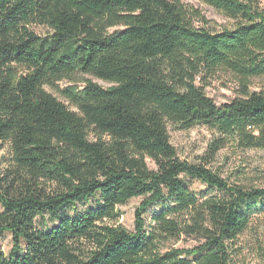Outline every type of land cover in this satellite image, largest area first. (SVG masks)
<instances>
[{
	"label": "trees",
	"instance_id": "1",
	"mask_svg": "<svg viewBox=\"0 0 264 264\" xmlns=\"http://www.w3.org/2000/svg\"><path fill=\"white\" fill-rule=\"evenodd\" d=\"M203 1L234 27L196 25L181 0H0V264H234L264 187L181 159L168 126H207L214 152L264 149V3ZM220 72L239 85L221 105L206 92ZM77 75L113 85L74 80V110L46 86ZM140 196L135 229L112 224Z\"/></svg>",
	"mask_w": 264,
	"mask_h": 264
},
{
	"label": "rangeland",
	"instance_id": "2",
	"mask_svg": "<svg viewBox=\"0 0 264 264\" xmlns=\"http://www.w3.org/2000/svg\"><path fill=\"white\" fill-rule=\"evenodd\" d=\"M187 6L197 9L203 15L205 22L196 21V25H206L212 30H222L224 28H233L234 20L225 15V13L203 0H181ZM264 3V0H261ZM122 27H114L115 30ZM37 31L45 33L44 27H37ZM83 77L89 78L101 86L107 88L113 85L112 82L91 76L77 75L73 79H65L58 83V86H46V89L63 101L69 108L76 110V107L61 93V89L73 85L74 80L80 81ZM84 83L79 82V86ZM262 81L257 79L253 81L251 90H261ZM206 92L213 97L217 104L221 105L230 102L239 95V85L235 77L229 73L220 72L213 77L206 86ZM169 133L172 144L177 148L181 159L193 163H203L215 173L231 184L245 186L264 187V149L248 148L242 149L234 141H230L225 147L217 152L212 151L211 144L216 133L204 125H194L185 128L180 124L170 123ZM93 138V135H91ZM11 159V147L8 142L0 143V173L8 165ZM151 168H156L151 159H148ZM195 187L204 188L196 182ZM144 197H134L126 204L118 206L120 217L112 224L121 225L126 229L133 231L135 229V213L137 207L143 201ZM85 205L79 204V208ZM158 206L150 209V212L157 210ZM37 223L40 226H54L57 222L51 220L49 215L38 217ZM196 239L183 238L176 245L188 247L196 244ZM4 248L10 246V236L7 235L2 240ZM234 264H264V212L258 208L254 210L251 223L244 234L235 244Z\"/></svg>",
	"mask_w": 264,
	"mask_h": 264
}]
</instances>
